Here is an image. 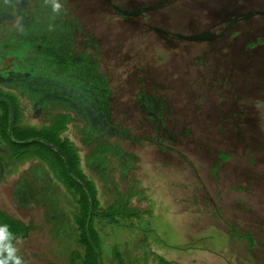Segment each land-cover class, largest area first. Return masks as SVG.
<instances>
[{
    "label": "rangeland",
    "instance_id": "374dc122",
    "mask_svg": "<svg viewBox=\"0 0 264 264\" xmlns=\"http://www.w3.org/2000/svg\"><path fill=\"white\" fill-rule=\"evenodd\" d=\"M27 1L34 8V1ZM63 3L56 39L68 47L67 56L80 62L78 66L90 68L87 74L80 81L68 74V79L62 77L65 68L57 62L66 60L50 57L58 52L56 47L47 56L18 44H11L10 50L5 40L16 41L23 32L18 21L0 29V68L11 71L15 59L8 53L20 51L25 64L36 63L32 70L28 63L17 65V70L32 73L27 76L43 84L47 77L49 84L56 78L60 85L85 84L92 99L86 98L88 108L72 100L78 108L75 114L66 102L59 103L62 97L54 94L52 85L30 96L25 88L17 91L9 83L0 84V98L20 106L11 138L0 133V170L7 178L19 177L11 185L29 179L32 168L26 161L41 150L12 158L7 139H17L26 129L40 131L52 115L66 114L73 123L63 137L76 146L84 183L95 195L93 204L87 196L88 213L95 210L87 244L91 252H99V264H264V15L257 14L264 13V0ZM110 4L139 14L122 16ZM48 9L38 15L46 19ZM248 14L253 15L245 17ZM241 17L245 19L230 24ZM67 25H72L70 32L65 31ZM195 35L206 38L180 39ZM104 94L106 117L95 103L96 96ZM141 95L159 102L153 112L145 111ZM35 100L42 108L37 114L31 108ZM85 109L92 110L106 133L91 129L94 133L80 134L77 127L86 128ZM89 119L94 123L92 115ZM100 145L123 155L108 153L96 161ZM15 147L24 151L21 145ZM37 175L27 183L30 194L23 205L9 206L4 199L0 206V214L5 212L24 228L23 236L12 241L16 255L23 264H72L76 257L83 261L86 247L79 242V226L85 210L80 209V195L66 190L50 171Z\"/></svg>",
    "mask_w": 264,
    "mask_h": 264
},
{
    "label": "trees",
    "instance_id": "16d2710c",
    "mask_svg": "<svg viewBox=\"0 0 264 264\" xmlns=\"http://www.w3.org/2000/svg\"><path fill=\"white\" fill-rule=\"evenodd\" d=\"M60 16H55L52 14L50 17H48L47 21V26H48V30L44 31L42 33L40 32H34L31 31L30 29H26L25 33H24V39L26 40V45H19L18 47H22L24 49V51H28V49H34L37 50L40 49L42 51V54L47 56V51H49V49H53V48H57L59 49V47H64L65 44H58L59 41H57L56 37H57V33H55V31H58L55 27V25H57V21L55 19H60ZM50 25H49V24ZM72 25H67V30H65L66 32H70L72 27ZM71 28V29H70ZM63 30H61V35H63ZM22 36V35H21ZM19 41V39L16 40V42ZM42 42H44L43 46H40L39 48L36 46L38 44H42ZM56 42V45H55ZM32 45L31 48H29V44ZM17 44V43H16ZM16 44H13L14 46H16ZM45 46V47H44ZM19 47V48H20ZM11 50V48H10ZM34 52V51H33ZM10 55L15 59V61L12 63V70L11 71H20L22 73L26 72V71H22L21 69H16L17 65H22V63L25 64V61L23 60V57L20 55V51H10ZM57 57H59L57 60H64L65 57H68L67 55L64 54H59L57 53L56 55ZM70 56V55H69ZM40 58H45L46 59V63L48 58L42 56L40 54L39 56ZM52 58L51 61H53V59H55V53L50 56ZM56 61V60H55ZM36 63V61H34ZM34 62H27L26 64L29 66V68L32 70L34 69ZM53 63V62H52ZM58 62V67L61 68H65L64 71H62L63 73H66L67 71L71 72V77L72 80L77 81V79H82V76H84V73L80 75H77V71L79 68L81 70L82 65L78 66L77 64H79L76 59L74 57H71L70 59L66 60V64H62ZM25 64V65H26ZM33 64V66L31 65ZM13 67H15L13 69ZM28 68V69H29ZM27 73V72H26ZM76 73V74H75ZM86 74V73H85ZM49 76V73H48ZM46 78V77H45ZM51 78V77H50ZM49 77H47L45 80H48ZM76 86V82L75 85ZM98 94V92L96 93ZM3 93H2V89L0 87V97H3ZM66 98L65 96H62V98ZM90 97H92V94L90 93ZM94 97V96H93ZM96 105L98 106V108H100V112L102 113V115H104L105 117L107 116V105L106 102L107 101V94L104 95H97L96 96ZM6 99H8L6 97ZM77 99V97H76ZM75 99V100H76ZM92 99V98H90ZM153 99V100H152ZM10 101V103L13 106V110H14V123H13V129H12V134L14 132L15 129V115L17 114V112L19 111V107L16 103L12 102L10 99H8ZM78 100V99H77ZM76 102H80L79 100ZM139 100L141 101V105L144 107L146 112H153L154 109L153 107H155V105L157 103H159L158 101H155L154 98H152V96H150L149 98H144L141 97L139 98ZM81 103V102H80ZM78 105V104H77ZM0 107L5 108V110L7 111L6 114V120H4L3 125H2V131L4 132V136H6L8 134V126H9V121H10V115H9V110L6 104L2 103L0 104ZM153 111H150V110ZM90 116V117H89ZM99 117H101V115H99ZM91 118V115H86L85 119H83L86 128H81L80 134L81 135H85L84 132H91V129L95 132V130L97 129V133L100 135L103 134V132L106 133L107 129H105V127H100L98 125V123L94 120V123L89 119ZM94 119V116L92 115V120ZM73 121L71 120V117L69 115L63 114V115H52L51 116V120L49 122L48 125H46V127H43L42 130L40 131H36L33 129H26L24 131H22V133L20 134V136L16 139L13 138L14 140L10 141L9 139H7V142H9L11 145H21L22 147H24V151L22 148H17V149H22L21 151L17 152L18 154H16L18 159H21V157H26L29 156L28 154L30 152L36 151V149H40L41 151H37L36 155H31L32 158L36 157L38 159H40L42 161L43 164L46 165V167H48L49 171L53 174L54 179L63 184L66 188V190L68 191H72L74 190V192L78 193V195H80V209L83 207L85 211H83L84 215L82 218L83 223L80 224V230L81 233L83 234V239H81L79 242L80 244H84L86 247V252L84 255V259L83 261L79 260V257H76L74 259V261L72 260V264H77L80 261V264H99L98 259H99V253H94L91 252L89 250V245L88 240H89V235L93 232H90V225H91V221H92V217L95 216V210L93 209L91 214H89V207L90 204L88 203V198L87 196H90V203L93 204V198L95 195L92 194V190L90 189V187L88 185H86L85 182V175L83 174L81 167H80V157H79V152L76 148V146L69 140H61V136L67 131L68 129V125L72 124ZM99 129V130H98ZM25 132V133H23ZM91 132V133H94ZM7 137V136H6ZM83 137V136H82ZM87 137H83V139H86ZM32 139L34 140H38L37 142H33V143H29L30 140L32 141ZM100 138L98 137V140ZM86 140H91V139H86ZM14 141V142H13ZM51 145V146H50ZM104 147V149H102ZM99 148V149H98ZM98 149V150H97ZM97 149L95 150V154L97 157H95V155L93 154V156L95 157L96 161H100L101 158H103L104 156H106L108 153H112L115 154L116 152H118V150H116L115 147H107L104 145H100L99 147H97ZM118 155H114V157H118V156H122L123 154L121 152H118ZM117 154V153H116ZM121 154V155H120ZM95 165V164H94ZM96 166V165H95ZM0 168H1V164H0ZM85 190V192H84ZM130 197L128 196V199L126 203H125V207L128 208V203L130 202ZM124 204V202H123ZM129 211L134 212L133 209H129ZM4 218H2V217ZM132 217H137V215L134 213H132ZM0 227H6L7 230V239L5 241H7L8 243H11L12 245V241L14 240V238L17 237H22L24 234V231H22L23 225L20 222L14 221V220H10L9 218H7V216H5L4 214H0ZM6 218V219H5ZM87 220L89 221L87 223ZM110 222L113 223V220H111ZM87 223V224H86ZM111 223V224H112ZM129 227L133 228V226L131 224H129ZM250 241H252V239L249 237ZM90 241V240H89ZM98 251V249H97ZM4 256V255H3ZM162 264H169L167 262L161 261ZM11 264V262H10Z\"/></svg>",
    "mask_w": 264,
    "mask_h": 264
},
{
    "label": "flooded vegetation",
    "instance_id": "af4514ba",
    "mask_svg": "<svg viewBox=\"0 0 264 264\" xmlns=\"http://www.w3.org/2000/svg\"><path fill=\"white\" fill-rule=\"evenodd\" d=\"M33 1H34V8H31V6L27 5L28 4L27 0H0V29H3L7 23H12L13 24L15 21H18V25L20 26L21 29H23L22 36H20L19 41L16 42L11 37L9 38V41L5 40V45H7V47L10 48L11 44H16V43L19 44V45H26V40L24 39V33H25L26 29H30L31 31H34V32H37V33L38 32L42 33L44 31L48 30L47 21H46V20H48V17H50L52 14L54 15V17L62 15V11H60L59 14L54 13L52 11L51 5H49L50 9H48L47 8V4H45V0H33ZM59 2L61 4H64L63 0H61ZM110 5L112 6L113 10L116 13H118V14L127 13V12L121 11L118 7H116L113 4H110ZM40 9H42V10L48 9L49 10L47 12L48 15H47L46 19H43V17L41 15H38ZM28 10H30V11L26 15L25 12L28 11ZM127 14H128V16L131 15V14L136 16V15L139 14V10L136 11V12H133L131 14H129V13H127ZM122 16H124V15H122ZM243 19H245V18L244 17L234 18L230 22V24L236 23V22L241 21ZM55 20L57 21V23H56L57 25H55V27H57L58 26V22H59L60 19H55ZM157 33L158 34L167 35V33L162 32V31L161 32H157ZM3 35H5V32H3ZM27 44L30 45V43H27ZM2 46L3 45L0 43V48ZM67 49H68L67 46H64L63 48L59 47L58 52L60 54L67 55ZM49 50H52V49H49ZM58 52L56 51V53L55 52L52 53V54L55 53V59L54 60H57L59 58V57L56 56ZM8 54L10 55V53H8ZM1 55L2 54L0 52V57H1ZM71 57L72 56L68 55V57H65L64 60L70 59ZM0 60H1V58H0ZM60 63H62V62H60ZM64 64H66V63H64ZM14 68L15 67H13V69ZM16 69L17 68H15L14 70H16ZM89 69H90L89 67H85V65L83 64L82 67H81V71H82L81 74L82 73H86L87 74ZM2 74H4V76ZM27 74L30 77L32 75V73H30V72L22 73L20 71H17V72L16 71H9V70H5L2 67V68H0V84L4 85V83H9L8 85L14 86L15 90H17V91H19V88H21V87H22V89L25 88L24 90L29 92L30 96H33L35 94L41 93L44 85L45 86H51L52 85V86H54V90H56L54 94L60 95L61 97L62 96L66 97V98H64V97L61 98L60 97L61 100H60L59 103L63 104V103L66 102V104L70 107L71 112H75V114H78L77 113L78 108L75 106L74 102L72 101V100L76 99V97H77V99L79 101L81 100L80 101L81 103L77 102L78 103L77 106H79L80 108H83V107L88 108L89 103L87 102L86 98L87 99L90 98V94H89L90 91H89V87L86 86L85 84L84 85L82 84V85H79V86H73V85L71 86V85H66V84L65 85H60V83H59L60 78L59 79L56 78L54 81H52L51 84L47 83V80H46L45 81L46 84H43L42 81L37 80L36 78L32 79L29 76H27ZM65 74H68L70 76V78H71V74H72L71 72L67 71L66 73L62 74V77H66L67 78V75L65 76ZM52 78H53V76H52ZM20 91H21V89H20ZM87 94H89V95H87ZM85 95H87V96H85ZM55 97L58 98L57 96H52L51 98H55ZM43 98L47 99L48 96L44 95ZM37 105H39V101H37V100H35V102L31 105V108L34 109L33 114H37L42 109V108L39 109L37 107ZM82 113L84 114V116L93 115L92 110L88 111V109L87 110L85 109V111L82 112ZM94 119L98 120L97 117H94ZM50 120H51V117H50ZM49 122L50 121H47V124H49ZM96 122L98 123V121H96ZM98 125L101 128L103 127L101 125V122H99ZM44 127H46V126H44ZM81 128H84V125L81 126ZM81 128L77 127L78 130L81 129ZM38 140H40V139H38ZM38 140L36 139L35 142H37ZM61 140H69V139L63 137V135H62L61 136ZM29 194L30 193H28L27 195L29 196Z\"/></svg>",
    "mask_w": 264,
    "mask_h": 264
},
{
    "label": "crops",
    "instance_id": "0c3cea01",
    "mask_svg": "<svg viewBox=\"0 0 264 264\" xmlns=\"http://www.w3.org/2000/svg\"><path fill=\"white\" fill-rule=\"evenodd\" d=\"M6 114H7V111L5 110V108H3V107L0 108V133L3 132L2 131V125H3L4 120H6L5 119ZM23 114H24V112H23ZM7 144H8V147L11 148V150L9 151V154H7V155L12 156V158L13 157L17 158L15 156H17L16 154H18V153H16L17 150H15V148L13 147L14 145H11L9 142H7ZM17 152H19V151H17ZM0 154H4L2 147L0 148ZM26 162H27L26 164H28L29 162L31 163L30 167L32 168V171L31 172L28 171L29 179L27 181H23V179H22V184H21V182L18 183L21 185H19L17 187H14V185H11V184L16 183L18 181L19 177L15 174H12V175H10V177L7 178V177H5V175H6L5 170H0V193H1V196L3 195L2 198L0 199V206H3V200L4 199H5L6 203L9 204V206L10 205H17V206L23 205V203L26 201V198H28V197H26L28 194L27 183L28 184L30 183V185H31L33 183V180L35 179L33 177V174H35V173H36V175L38 174L36 178H39L42 174H44L45 171L49 172V169L45 168L46 166L43 163H41V165H39V163L37 162V159H35V158L29 159V161H26ZM10 185H11V187H10ZM1 187H3L4 189H2ZM9 188H12V189L16 188L17 190L11 191ZM40 191L43 192L42 189ZM0 210H2V207H0ZM4 214L7 215L5 212H4ZM9 219L19 222L18 220H15V218H9Z\"/></svg>",
    "mask_w": 264,
    "mask_h": 264
},
{
    "label": "clouds",
    "instance_id": "9594fccd",
    "mask_svg": "<svg viewBox=\"0 0 264 264\" xmlns=\"http://www.w3.org/2000/svg\"><path fill=\"white\" fill-rule=\"evenodd\" d=\"M45 4H50L52 11L59 14L63 8V5L59 0H45ZM7 239L6 227H0V264H23L22 259L16 255V249L11 243L5 244L4 241ZM7 253V256H3V253Z\"/></svg>",
    "mask_w": 264,
    "mask_h": 264
},
{
    "label": "water",
    "instance_id": "95a60500",
    "mask_svg": "<svg viewBox=\"0 0 264 264\" xmlns=\"http://www.w3.org/2000/svg\"><path fill=\"white\" fill-rule=\"evenodd\" d=\"M121 14L124 15V16H128L127 13H121ZM257 14L264 15V13H257ZM251 15H253V14H248L245 17L251 16ZM154 31L155 32H161L159 29H154ZM203 38H206V36L205 35H195V36H191V37H180L181 40L188 41V42H190V41H192V42L199 41V40H202ZM0 103L6 104L8 106V109H9L10 122H9V126H8V137L11 138L12 129H13V123H14V110H13V106L10 103V101L8 99H6V98H0ZM33 142H35V140H33L32 143Z\"/></svg>",
    "mask_w": 264,
    "mask_h": 264
},
{
    "label": "bare ground",
    "instance_id": "6f19581e",
    "mask_svg": "<svg viewBox=\"0 0 264 264\" xmlns=\"http://www.w3.org/2000/svg\"><path fill=\"white\" fill-rule=\"evenodd\" d=\"M99 253V252H98Z\"/></svg>",
    "mask_w": 264,
    "mask_h": 264
}]
</instances>
